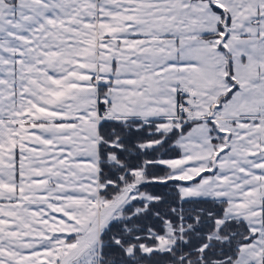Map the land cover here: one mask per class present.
Instances as JSON below:
<instances>
[{
    "label": "snow or ice",
    "instance_id": "6c2138e0",
    "mask_svg": "<svg viewBox=\"0 0 264 264\" xmlns=\"http://www.w3.org/2000/svg\"><path fill=\"white\" fill-rule=\"evenodd\" d=\"M0 264H264V0H0Z\"/></svg>",
    "mask_w": 264,
    "mask_h": 264
}]
</instances>
